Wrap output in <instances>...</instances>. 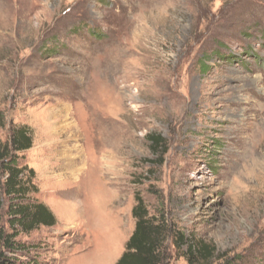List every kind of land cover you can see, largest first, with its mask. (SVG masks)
<instances>
[{
	"label": "rangeland",
	"instance_id": "374dc122",
	"mask_svg": "<svg viewBox=\"0 0 264 264\" xmlns=\"http://www.w3.org/2000/svg\"><path fill=\"white\" fill-rule=\"evenodd\" d=\"M0 112V141L33 131L32 197L57 219L19 237L28 263L114 264L140 195L216 260L264 264V0H0Z\"/></svg>",
	"mask_w": 264,
	"mask_h": 264
},
{
	"label": "trees",
	"instance_id": "16d2710c",
	"mask_svg": "<svg viewBox=\"0 0 264 264\" xmlns=\"http://www.w3.org/2000/svg\"><path fill=\"white\" fill-rule=\"evenodd\" d=\"M5 127L6 118L0 112V128ZM147 138L154 154L166 151V140L162 136L150 134ZM33 146V131L25 125L11 127L9 138L0 141V190L7 198L9 224L8 231L0 224V264H36L37 261L28 263L27 258H22L33 249L19 237L57 224L53 212L32 197L38 193L34 184L35 171L24 164L23 156ZM136 202L133 209L136 227L116 264H164L169 252L167 244L171 240L177 250L187 247L184 257L189 264H239L242 261L222 262L227 258L225 255L216 260L214 247L199 240L189 241L183 234L176 233L165 217L151 216L140 195H136ZM3 208L4 200L0 197V212Z\"/></svg>",
	"mask_w": 264,
	"mask_h": 264
},
{
	"label": "bare ground",
	"instance_id": "6f19581e",
	"mask_svg": "<svg viewBox=\"0 0 264 264\" xmlns=\"http://www.w3.org/2000/svg\"><path fill=\"white\" fill-rule=\"evenodd\" d=\"M125 88H127V89H129L130 88V86H127L126 85V87ZM117 96H118V94H117ZM112 98V97H111ZM121 103V102H120ZM62 113H60V114H58L57 116H56V119L59 117V119L61 120V118L62 119H65V121L66 122H69L70 121V118H71V113H70V110H69V112H64V115H61ZM75 128V127H74ZM73 128V125L71 124V123H68V124H66V126H63V127H60V129H61V131L63 130V132L65 131V132H67V133H72V132H74V133H76L75 132V129ZM68 136V135H67ZM74 149H75V147H73L72 148V151L74 152ZM71 151V150H70ZM63 152L62 154L63 155H65V154H69V153H71V152ZM76 159H79V157L77 156V157H74V155L72 154V155H67V158H66V162H67V164H66V170H68V171H72L74 168H75V160Z\"/></svg>",
	"mask_w": 264,
	"mask_h": 264
},
{
	"label": "crops",
	"instance_id": "0c3cea01",
	"mask_svg": "<svg viewBox=\"0 0 264 264\" xmlns=\"http://www.w3.org/2000/svg\"><path fill=\"white\" fill-rule=\"evenodd\" d=\"M119 259H120V258H118L114 264H116V263L118 262Z\"/></svg>",
	"mask_w": 264,
	"mask_h": 264
}]
</instances>
